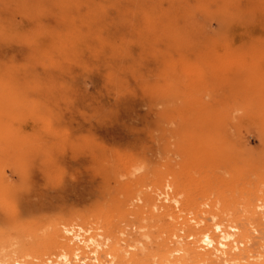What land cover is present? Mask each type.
<instances>
[{"label":"rangeland","instance_id":"1","mask_svg":"<svg viewBox=\"0 0 264 264\" xmlns=\"http://www.w3.org/2000/svg\"><path fill=\"white\" fill-rule=\"evenodd\" d=\"M246 4L244 30L206 23L237 44L170 48L162 0H0V255L54 256V224L157 260L214 219L253 223L233 263L264 264V0ZM164 184L177 205L150 210Z\"/></svg>","mask_w":264,"mask_h":264},{"label":"bare ground","instance_id":"2","mask_svg":"<svg viewBox=\"0 0 264 264\" xmlns=\"http://www.w3.org/2000/svg\"><path fill=\"white\" fill-rule=\"evenodd\" d=\"M162 1L166 5L165 29L170 48L206 47L209 44L222 43L224 44L219 45L220 47L235 45L236 41L230 40L226 33L217 42L206 37L205 33L208 30L206 23L209 20H216L220 27L226 30L225 32L233 29L244 30L248 28L249 16L255 13L251 12L249 15L246 0ZM198 14L203 15L206 21L200 23L197 20ZM76 30L78 27L74 31ZM124 49L125 46L113 48L111 56H119ZM164 185V192L143 193L142 197L150 210L162 208L165 206L164 203H169L170 200L177 205L178 200L170 198L167 193L170 186ZM142 192L143 190L140 189L139 193ZM160 201L161 206L158 205ZM251 212L252 215L256 213L255 210ZM252 224H223L214 219L211 223L184 221L180 224L179 230L186 231V238H182L180 244L174 247L170 242L175 241H163L159 245L157 260L147 250L146 243H142L134 253L123 249L122 244L129 243L130 240L115 236L111 226H108L107 234L100 240L101 235L92 233L89 228L70 225L60 231L58 226L53 224L50 228L52 234L59 239L61 248L59 253L46 258L41 255L22 254L13 260H7L6 256L0 255V264H234L235 260L252 251L251 242L255 240L252 235ZM175 227V224L171 223L170 232H173ZM120 234L124 235L122 231ZM174 234L171 233V236ZM135 238L139 244L142 239L146 241L147 230L139 229ZM263 246L264 243L263 245L259 243L258 249Z\"/></svg>","mask_w":264,"mask_h":264}]
</instances>
